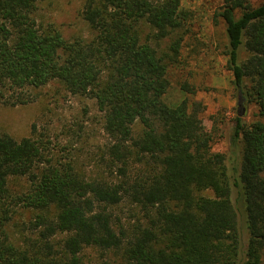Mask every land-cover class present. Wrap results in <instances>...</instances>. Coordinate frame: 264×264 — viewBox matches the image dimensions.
I'll list each match as a JSON object with an SVG mask.
<instances>
[{
    "label": "trees",
    "instance_id": "trees-1",
    "mask_svg": "<svg viewBox=\"0 0 264 264\" xmlns=\"http://www.w3.org/2000/svg\"><path fill=\"white\" fill-rule=\"evenodd\" d=\"M182 1L85 0L93 37L68 41L38 25L37 0H0V99L12 93L7 103L25 105L28 90L60 81L96 100L111 138L101 180L33 135L0 133V264H85L88 248L110 255L99 264H263L264 121L235 119L242 156L232 174L195 126L198 107L164 102L183 38L168 52L154 42L186 26ZM222 1L228 70L264 119V3ZM20 178L27 189L16 192ZM123 203L139 216L123 223L113 212ZM19 208L38 212L24 246L7 231Z\"/></svg>",
    "mask_w": 264,
    "mask_h": 264
},
{
    "label": "rangeland",
    "instance_id": "rangeland-1",
    "mask_svg": "<svg viewBox=\"0 0 264 264\" xmlns=\"http://www.w3.org/2000/svg\"><path fill=\"white\" fill-rule=\"evenodd\" d=\"M249 1L253 6L264 3V0ZM84 4L85 0H37L34 17L40 27L53 25L68 41L78 37L89 40L93 33L82 17ZM222 5V0H183L182 9L188 18L186 26L158 46L154 39L152 42L168 52L176 39L183 38L179 59L169 69L170 88L164 102L175 106L187 99L191 111L198 107L195 126L212 135V150L226 156L229 171L234 174L242 156L241 145L232 144L235 119L240 112L244 113L241 118L247 125L264 119L259 117L255 102L240 96L228 70L226 26L218 16ZM25 94L30 99L25 105L7 103L16 99L12 93L0 99V133H8L16 140L33 135L47 143L48 155L60 161H72L76 170L88 179H109L106 157L111 138L104 129V113L96 100L72 94L60 81ZM12 189L16 192L27 189L26 179H13ZM205 195L213 196L210 191ZM113 212L123 223L139 216L126 203ZM37 214L29 209L17 210L7 226L15 244L24 246L27 237L37 236L30 230ZM109 257L98 249L88 248L83 252L85 264H99Z\"/></svg>",
    "mask_w": 264,
    "mask_h": 264
},
{
    "label": "water",
    "instance_id": "water-1",
    "mask_svg": "<svg viewBox=\"0 0 264 264\" xmlns=\"http://www.w3.org/2000/svg\"><path fill=\"white\" fill-rule=\"evenodd\" d=\"M244 113L243 112H240L239 113V117H243Z\"/></svg>",
    "mask_w": 264,
    "mask_h": 264
}]
</instances>
